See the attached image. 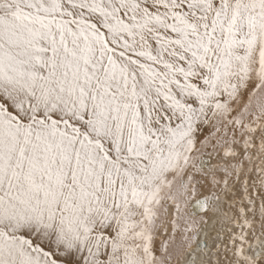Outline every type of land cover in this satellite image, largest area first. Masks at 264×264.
<instances>
[{"label": "snow or ice", "instance_id": "1", "mask_svg": "<svg viewBox=\"0 0 264 264\" xmlns=\"http://www.w3.org/2000/svg\"><path fill=\"white\" fill-rule=\"evenodd\" d=\"M262 259L264 0H0V264Z\"/></svg>", "mask_w": 264, "mask_h": 264}, {"label": "bare ground", "instance_id": "2", "mask_svg": "<svg viewBox=\"0 0 264 264\" xmlns=\"http://www.w3.org/2000/svg\"><path fill=\"white\" fill-rule=\"evenodd\" d=\"M209 231H211V226L209 227ZM254 258H256L255 255H254ZM261 264H264V259L261 260Z\"/></svg>", "mask_w": 264, "mask_h": 264}]
</instances>
